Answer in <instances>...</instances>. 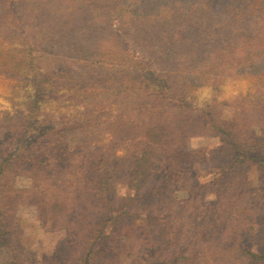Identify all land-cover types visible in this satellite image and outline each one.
<instances>
[{"label":"trees","instance_id":"16d2710c","mask_svg":"<svg viewBox=\"0 0 264 264\" xmlns=\"http://www.w3.org/2000/svg\"><path fill=\"white\" fill-rule=\"evenodd\" d=\"M190 1L176 0L180 7L169 6L168 3L173 5L175 0H166L168 3L160 8H152L155 14L158 13L147 19L150 23H144V26L140 22L144 30L150 29L145 33L151 35L149 40L152 43L159 41L160 46L163 44L162 47L152 46L149 57L166 69L173 68L175 73L159 75L147 71L139 75L137 64L133 70L124 71L113 62L118 55L120 62L127 56V45L122 44L120 51L109 41L104 44L105 32L112 27L109 24L113 17L111 10H118L116 2L119 0H35L33 5H27L25 0H0V41L20 43L21 46L13 49L16 57L12 63L3 62L0 58V78H30L36 87L33 111L41 103L54 99L58 90L79 87L83 81L94 85L93 82L103 76L105 86L102 91L105 90L109 100L124 108L135 102L142 103L141 111L146 115L144 123L134 128L135 133L141 134L140 143L135 144L129 155L106 157L101 149L90 150L83 157L84 165L90 169L87 175L72 178L70 174L59 185V188L66 186L61 192L67 198L45 199L35 195L32 199L51 226L61 223L60 226L67 230L56 252L45 261L56 259L59 262L65 260L66 264H101L118 255L132 253L140 246L142 256L136 264H196L197 258H202L203 264H216L209 258L211 248L206 246L201 253L195 254L196 247L191 241L197 228L200 229L197 235L200 239L220 236L210 219L213 207L210 209L204 205L199 213L196 200L190 203V198L184 201L179 211L170 207L155 211L156 203L161 201L162 205L163 200L167 201L162 194L167 187L163 173L171 170L174 174L186 169L193 153L186 150V141L194 136L196 130L205 128L206 131L215 130L231 154L235 152L227 167L215 173L218 178L214 177V185L220 188L215 191L218 201L223 202L227 198L221 185L227 177V169L239 167L236 175L243 172V187L237 190L243 191V196L238 197L236 205L243 199V212L246 214L220 211L224 216L229 215V219L238 226L239 243L221 247V256L224 255L223 259L229 257L235 264H264V204L261 203L264 198L260 193L263 190L259 191L262 181H259V187H255L247 182L245 175L252 165L264 168V3L254 9L246 4L248 8L233 12L221 0H197L195 4ZM193 9L201 18L195 23L190 22L189 17L191 12L195 13ZM126 12H129L128 8ZM218 20L222 22L215 25ZM241 40L246 47L243 57L231 56L228 51L233 46L232 42L238 45ZM50 48L56 50L50 51ZM88 58L96 60L88 62ZM231 68L254 81L250 91L243 94V102L248 109L243 115V131L237 125L216 122L211 111L199 110L195 106V97L192 96V91L198 88L195 85L197 80L202 82L199 87L207 83L212 85L209 83L211 79L215 80ZM22 70L26 71V76L21 75ZM137 80L146 86L138 85ZM106 82L111 85L106 87ZM91 88L94 90L93 86ZM127 109L135 111L134 108H125L123 115ZM35 122L33 128L28 118L15 135L6 132L7 127L0 122L2 251L10 247L8 240L12 232L8 220L11 203L15 202L7 200L8 192L3 191L2 185L4 178L9 176L10 168L16 166V162L32 169L46 167L48 163L37 153L42 150L45 138L50 136L45 134L51 130L46 123ZM253 123L258 130L256 132L251 129ZM131 125L137 126L134 122ZM11 143L17 144L19 155L10 152V147L5 149V145L10 146ZM161 160L165 165L160 168L157 164ZM121 174L126 175L133 190L127 196H119L115 191ZM151 181H157L156 185L145 190ZM202 186L196 183L190 186L189 192L193 193V188H196L199 194ZM209 190L208 184L204 193ZM197 194L196 199L200 197ZM171 202L169 199L170 205ZM141 209H144V217ZM234 215L239 220H235ZM176 218L180 225L173 227ZM137 221L142 229L134 233L132 229ZM243 226L250 230L246 231ZM255 226L259 227L253 229ZM71 227L74 230L70 231ZM66 253L71 256H66ZM71 257H75L74 261Z\"/></svg>","mask_w":264,"mask_h":264},{"label":"rangeland","instance_id":"374dc122","mask_svg":"<svg viewBox=\"0 0 264 264\" xmlns=\"http://www.w3.org/2000/svg\"><path fill=\"white\" fill-rule=\"evenodd\" d=\"M34 1L25 0V3L33 5L35 4L33 3ZM196 1L191 0L190 2L195 4ZM242 1L243 3L240 4ZM222 2L227 3L229 11L240 12L248 7L254 9L259 4H263L264 0H221ZM165 3L168 2L166 0H119V2H116L119 8L117 7L118 10H111L113 17L111 21H108H110L109 24L112 27L108 32H105L107 37L104 39L106 42L105 40L102 41L103 43L105 42L104 44L109 41L111 46L116 45L115 47H119L120 51L122 44L127 45L128 53L126 57L124 56L122 62H120V55L114 58L113 62L116 66L125 71L133 70L134 65L137 64V73L139 75L147 71H153L159 73V75L175 73L173 68L166 69L164 65L154 62L149 57L148 52L152 46L162 47L163 44L160 46L161 43L159 41H157V44L152 43L149 40L151 35L145 33V31L148 33L150 29H147V27L144 30V27L140 26V22L142 25L144 23L147 25V23L151 22L147 19H152L153 14L156 16L158 12L155 14L152 8L156 6L160 8ZM246 4H248V7H246ZM168 5L180 6L176 4V0L173 5L170 2ZM127 8L129 12H126ZM193 12L195 13L192 14L191 12L189 17H191L190 22L195 23L201 18L195 9H193ZM25 15H22L23 19H25ZM138 15L141 17L139 18ZM220 22L222 21L218 20L215 25L220 24ZM144 33L146 34L145 37ZM162 40L164 41V39ZM242 42V40L239 41L238 45H236V42H232L233 46L228 51L231 56L241 55L240 57H243V49L246 50V47L243 46L244 43ZM19 44L0 41V58L3 62L12 63L14 61L16 54L13 53V49L21 47ZM54 50L50 48V51ZM122 53L126 54L124 51ZM122 53L120 52L121 56ZM93 60L95 61L96 58L87 59L88 62ZM73 69L76 71L75 68ZM25 72V70H22L21 75H25ZM137 81L138 85L146 86L140 80ZM216 82H219V84L217 85ZM253 82L250 77H243L233 68L222 73L215 80L211 79L209 83L212 85H208L207 83L199 87L202 82L197 80L195 85L198 88L192 91V96L195 97V106L199 110L206 109L208 112L211 111L216 122L237 125L243 131V115L248 110L246 104L243 102V94L250 91ZM93 83L95 84L83 81L80 82L79 87L60 89L55 92L54 99L41 103L33 111L36 87L30 82V78L26 77L23 80L0 78V122H3L4 127H7L8 131H5L11 135H15L23 127V124L28 121V118L31 120L30 126L33 128L36 123L35 121H42L51 130V132L45 134L50 136H48V139L45 138L46 143L45 140L43 141L41 145L42 150L40 152H38V149L36 150L38 152L37 156L42 157L41 160L48 162L46 167H35L32 169L16 162V166L13 165L10 168L9 176L4 178L2 185L4 187L3 191L8 192L6 196L8 197L7 200L11 202L15 201L16 203H11L13 205L10 206L11 213L8 220L12 232V237L8 240L10 247L3 251L0 250V264H66L65 260L60 262L56 259L54 261L52 259L45 261L46 258H49L56 252L57 246L65 238L67 230L64 228L65 226H60L61 223L51 226L50 221L43 218V213L39 212L38 206L33 201L35 195H39L45 199H51V197L61 200L65 199L68 196L61 192V189L65 190L66 186L59 188V185L66 181L70 174L72 178L87 175L90 169L84 165L85 159L83 157L90 150L101 149V153L105 154L104 156L106 157H112L113 154L118 157H125L132 152L137 142L140 143L141 134L135 133L134 128L146 120V115L141 111L142 103L135 102L132 105L126 106L125 108H134L135 111H128L129 109H127L125 110L127 113L123 115L122 110L125 108L117 106L116 101L109 100L105 96V90L102 91V88L105 86L103 84L104 77L101 76L100 79ZM109 85L111 84L106 82V87ZM92 86L94 90H92ZM85 97H87V101H85ZM121 115L124 117H120ZM173 116L175 117V115ZM131 122H134L137 126L131 125ZM255 126L256 124L253 123L251 129L256 132L258 130ZM32 133V135H35V132ZM185 146L188 152H193L191 155L192 159L186 166V169L183 171L179 170L180 173L174 172L172 174L171 170L163 173L164 176L162 178L165 177L167 179V187L162 191V194L167 201L163 200L162 205H160L161 201L158 202L159 204L156 203L155 211L158 208V211H164L168 207L170 209L177 208L179 211L180 206L185 203L184 201H189L190 198V203L192 200L197 201H195V205L198 207L199 213L202 211L203 208L201 207L204 205L208 206L207 208L210 207V209L213 207L214 210H212L210 219L215 225V230L218 229L217 235L219 234L220 236L215 235L216 238L213 237L212 239L210 237H201L200 239L197 236L200 229L193 225L197 228V232L195 229L196 233L195 235L192 234L191 237V241L196 247L194 252L195 254L201 253L208 246L211 248V256H209L211 262L216 264H223V262L235 264L229 257L223 259L224 255L221 256L222 254L219 250L221 247H228L229 245L239 243V228L229 219V215L224 216L223 212L220 211H226L225 213H240V211H245L243 209V199H241V203L236 205L238 197L243 196V191L237 192L240 186L243 187V172L236 175L239 167L233 168L230 171L227 169V177L221 184L225 191L224 195L227 197L223 202L217 200L215 191L220 188L214 185L216 184L214 183L215 179L218 178V176H215V173H217L218 169L227 167V164L231 161V156L235 152L231 154L228 147H225V141L219 137L215 130L210 129L206 131L205 128L196 130L194 136L188 138ZM8 147L11 149L10 152H16V155H19L20 151L17 154V144L11 143L10 146L6 144L5 149ZM1 152L0 150V161L3 159ZM158 156L161 158V155ZM164 163L165 161H158L157 166L165 165ZM245 175L247 182L255 187H259L258 184H261L259 181H262L259 191L263 190L260 193H262L261 195L264 198V168L252 165ZM118 178L119 180L116 182L119 183H116L115 191L119 196H127L133 191L129 186V179L123 174ZM156 182L151 181V183H148L145 190L149 189L151 185H156ZM196 183L197 185H203L199 194H197L198 190L196 188H193V193L189 192L190 186L193 187ZM208 184L210 190L204 193ZM56 188L59 189L57 190ZM196 194L200 196L197 199L194 198ZM169 199L172 200V205L169 204ZM255 201L257 202L258 200ZM207 203L209 205L220 203L221 205L209 206ZM261 203L264 204V200ZM142 210L144 211V209H141V212ZM243 213L246 214V212ZM141 215L144 217L145 213L142 212ZM234 216L235 220H239L237 215ZM174 223L172 224L173 227L180 225L177 218L174 220ZM198 224L200 226L201 223L198 222ZM258 227L255 226L253 229H257ZM243 228H246V231L250 230L248 226H243ZM141 229L142 226L139 224V221L135 222L132 231L137 233ZM72 230L74 229L71 227L70 231ZM139 247L132 253L130 251L121 254V256L118 255L117 258L101 264H136L139 261L138 258L142 256L141 251H143ZM228 254L231 256L230 253ZM66 256L71 255H67L66 253ZM70 259L74 261L75 257H71ZM196 264H203V259L197 258Z\"/></svg>","mask_w":264,"mask_h":264}]
</instances>
